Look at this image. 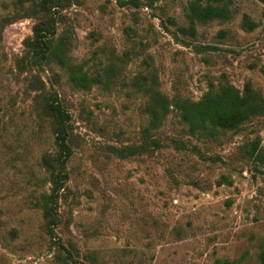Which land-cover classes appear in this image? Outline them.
I'll return each instance as SVG.
<instances>
[{"label": "rangeland", "instance_id": "obj_1", "mask_svg": "<svg viewBox=\"0 0 264 264\" xmlns=\"http://www.w3.org/2000/svg\"><path fill=\"white\" fill-rule=\"evenodd\" d=\"M37 1L0 0V264H63L58 256L68 264H257L264 163L248 150L255 142L264 154V116L199 136L170 108L150 131L159 149L118 157L112 148L143 138L135 78L153 76L169 100L195 102L223 82L239 91L248 84L264 99V6L231 0L227 21L194 24L189 37L176 30L187 26L192 0H69L51 11L54 37L66 38L68 56L88 72L114 68L107 85L78 91L58 68L26 63ZM242 16L252 30L242 29ZM53 92L69 116L54 230L62 250L35 203L49 191L41 157L57 153L43 113Z\"/></svg>", "mask_w": 264, "mask_h": 264}, {"label": "trees", "instance_id": "obj_2", "mask_svg": "<svg viewBox=\"0 0 264 264\" xmlns=\"http://www.w3.org/2000/svg\"><path fill=\"white\" fill-rule=\"evenodd\" d=\"M124 1L134 7L139 5L138 0ZM257 1L264 6V0ZM152 2L153 0H148L147 4L151 5ZM68 3L69 0H38L31 4L32 16L36 21L32 26L31 36L23 41L26 63L58 68L64 72L67 83L78 91H88L96 85H107L114 77L112 66H106L101 72H88L83 66L73 63L68 56L66 38L54 37L55 24L51 11L61 9ZM230 3L231 0H192L188 2L185 7V18L188 24L186 27H178L176 31L180 35L192 37L194 24H205L213 20L227 21L230 17ZM241 27L245 31H250L254 28V24L246 16H242ZM132 85L145 97L142 112L147 118V124L142 131L143 138L138 146L112 148L118 157L159 149L161 144L150 137V131L161 125L170 108L177 111L179 121L186 126L190 135L198 134L199 136H211L216 129L236 130L248 120L264 116V99L248 84H244L241 91L227 82L209 84L207 90L195 102L178 98L167 99L156 90L154 78L151 75L135 78ZM43 113L51 121L53 142L57 153L55 156L41 157V166L48 177L49 191L38 194L35 203L40 210L46 236L52 243L55 241V248L62 250L54 230L59 224V217L56 213L58 193L66 177L62 169L70 155L67 146L69 116L61 108L54 92L47 95ZM248 155L255 162L264 163V154L255 142L250 144ZM58 257L63 264H68L70 258ZM66 257H69L68 253ZM257 260V264H264V244L260 247Z\"/></svg>", "mask_w": 264, "mask_h": 264}]
</instances>
